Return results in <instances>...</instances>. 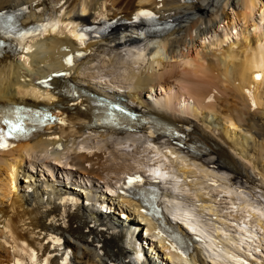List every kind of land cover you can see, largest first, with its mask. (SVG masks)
<instances>
[{"label":"bare ground","instance_id":"obj_1","mask_svg":"<svg viewBox=\"0 0 264 264\" xmlns=\"http://www.w3.org/2000/svg\"><path fill=\"white\" fill-rule=\"evenodd\" d=\"M224 7L237 14L217 33ZM17 10L18 27L35 26L0 35L10 43L0 50V113L41 106L56 119L0 148V264H17V242L32 249L22 264H264V204L250 195L264 199V0H0V13ZM149 20L170 27L144 33ZM209 32L207 51L175 52ZM87 92L120 101L147 124H101ZM36 167L50 179L39 183ZM153 179L181 247L143 217L139 208L151 203L133 197L132 186L153 188ZM114 205L125 215L113 218ZM134 246L147 250L134 257Z\"/></svg>","mask_w":264,"mask_h":264},{"label":"rangeland","instance_id":"obj_2","mask_svg":"<svg viewBox=\"0 0 264 264\" xmlns=\"http://www.w3.org/2000/svg\"><path fill=\"white\" fill-rule=\"evenodd\" d=\"M223 11H224V13L227 15V17H228V19H226V21L224 20V23H219V24H217V25H213V28L216 30V32L217 33H223V31H224V29H225V27L224 26H226L227 28H228V26H230L231 25V23H232V15H233V13L236 15L237 14V11L236 10H233V8L232 7H224L223 8ZM225 14H223V16H225ZM235 18V17H234ZM231 19V20H230ZM234 24H236L237 25V27H238V30H241V23L239 22V20L236 18L235 20H234ZM225 23H228V24H225ZM240 26V27H239ZM236 27V28H237ZM212 28L210 27V30H211ZM132 31V30H131ZM129 35H132L131 34V32H130V30H128V31H126ZM237 34H238V38L237 37H233L232 39H230L227 43H225V44H222L221 45V48L220 47H213V49H214V52H215V54L216 53H218V54H220V53H225L224 51L225 50H227V48L229 47V45L231 44V43H234V42H236L237 41V39L239 40V37H240V31H238V32H236ZM98 36H99V34H97ZM212 35V36H211ZM206 36V37H205ZM203 38H202V40L201 39H196V38H193L192 39V43H188L187 45H186V47L187 48H184V47H182V48H180V50H179V48L178 49H176L175 50V52L176 53H178V52H180V51H182V52H188V50H189V53H192V54H195V52L196 51H199V53H201V51H207V49H206V46L208 45V44H210V42H212L213 40H215V38H213L214 37V35H213V33H210L209 32V34L208 35H205ZM97 38H99V37H97ZM96 38V39H97ZM99 39H97V41H98ZM97 41H95V40H90V42L91 43H94V42H97ZM202 41V42H201ZM193 44V45H192ZM192 46V47H191ZM223 46V47H222ZM219 48V49H218ZM177 50H178V52H177ZM196 50V51H195ZM92 51H94V50H92ZM191 51V52H190ZM17 55V56H16ZM15 56L16 57H18L19 55L18 54H16ZM217 56H219V55H217ZM222 55H220L219 57H221ZM215 74H216V72H214ZM69 76V75H68ZM130 107H132V109H134L135 111H139V107L137 106V105H130ZM133 107H136V108H133ZM137 107H138V109H137ZM264 121H259L258 122V125H261L262 123H263ZM263 127H264V123H263ZM96 154L97 155H100V152H96ZM59 170H61L62 171V169H58V171ZM61 171H60V173H61ZM76 171L74 172V175H78V176H80L78 173H76ZM33 175V177L34 178H36V180L38 181V180H40L39 181V183H42L43 181H45V180H47L45 177H41V175H37V174H32ZM93 180V179H92ZM91 180V181H92ZM23 181V180H22ZM96 180H93V184H96V183H98L97 181L95 182ZM20 182H21V179H20ZM24 182L25 181H23L22 182V184H20V186H23V184H24ZM20 191H21V188H20ZM260 192L257 190L256 192H254V191H251V196L252 197H254L253 199H260L261 201H262V203L264 204V199H263V197L259 194ZM253 194H255L254 196H253ZM258 201V200H257ZM107 202V201H106ZM115 203V202H114ZM108 204V203H107ZM114 208L115 209H117V210H120V208L117 206V205H114ZM122 209H123V207H121ZM117 214L120 216V218H121V215H125V213H118L117 212ZM114 216H113V218H116L115 216V213L113 214ZM144 232L143 231H141V230H139V231H137V237H138V239L140 238V236H141V234H143ZM140 235V236H139ZM148 254V253H147ZM157 263L159 264V263H161L162 264V261H160L159 259H157Z\"/></svg>","mask_w":264,"mask_h":264},{"label":"snow or ice","instance_id":"obj_3","mask_svg":"<svg viewBox=\"0 0 264 264\" xmlns=\"http://www.w3.org/2000/svg\"><path fill=\"white\" fill-rule=\"evenodd\" d=\"M140 17H147L149 19H155V17L147 11H141L138 13ZM12 17H5L0 13V35H7L10 38L13 36L14 25L10 23ZM19 35L23 36V33ZM0 46H3V42L0 41ZM68 63L71 64V58H69ZM57 75H65L64 73H58ZM0 123L6 126L7 130L0 129V148H7V139L14 135L24 134V119L19 115V110H14L12 112L0 113ZM129 184L133 183V180H129ZM33 262L35 261V256L33 254ZM17 264H22L21 261H17Z\"/></svg>","mask_w":264,"mask_h":264},{"label":"water","instance_id":"obj_4","mask_svg":"<svg viewBox=\"0 0 264 264\" xmlns=\"http://www.w3.org/2000/svg\"><path fill=\"white\" fill-rule=\"evenodd\" d=\"M151 182H152V185H153V190L154 191H156V185H157V180H155V179H153V180H151ZM194 237V239H196V236H193ZM188 245H190V243L188 242Z\"/></svg>","mask_w":264,"mask_h":264}]
</instances>
